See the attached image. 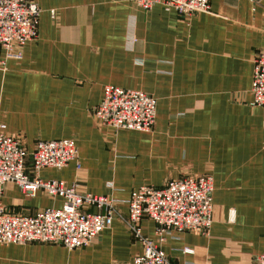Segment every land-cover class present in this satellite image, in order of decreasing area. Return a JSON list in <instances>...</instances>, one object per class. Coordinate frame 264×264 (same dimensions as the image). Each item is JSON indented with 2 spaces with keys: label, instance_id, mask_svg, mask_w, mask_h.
<instances>
[{
  "label": "crops",
  "instance_id": "0c3cea01",
  "mask_svg": "<svg viewBox=\"0 0 264 264\" xmlns=\"http://www.w3.org/2000/svg\"><path fill=\"white\" fill-rule=\"evenodd\" d=\"M37 2L38 39L21 58L0 46V125L30 153L39 141L73 139L81 168L72 162L40 177L112 198L119 216L88 247L0 245V264H133L143 247L125 223L132 193L202 175L214 180L209 234L172 231L163 251L172 264H255L264 253V106L252 104L251 88L264 50V0H210L209 12L188 18L130 0ZM106 86L156 98L153 130L101 124L94 109ZM26 171L32 176L30 159ZM2 202L34 216L62 208L63 198L27 196L9 183ZM141 229L156 238L153 221Z\"/></svg>",
  "mask_w": 264,
  "mask_h": 264
},
{
  "label": "built area",
  "instance_id": "2783aa9c",
  "mask_svg": "<svg viewBox=\"0 0 264 264\" xmlns=\"http://www.w3.org/2000/svg\"><path fill=\"white\" fill-rule=\"evenodd\" d=\"M150 11L161 4L166 11L181 16L209 12L210 0H130ZM41 8L37 0H0V46L9 57L21 58L27 43L39 37ZM52 19L56 11H51ZM253 105L264 106V50L255 58L251 88ZM94 115L103 125L116 130L151 132L156 123L157 100L141 90L106 86L102 102ZM32 162V176L26 171ZM76 162L80 169L79 150L73 139L39 141L30 153L21 138L6 133L0 125V245L31 243L57 244L69 250L90 246L104 231L110 229L118 213V202L107 196L81 195L76 186L63 181H45L40 172L45 168L63 170ZM14 183L27 195L43 190L52 198H63L62 208H47L34 216L10 213L3 205L4 188ZM214 180L211 175L171 180L161 188L142 186L127 202L129 212L125 223L143 252L133 264H172L162 249L172 231L208 235L213 225ZM95 208L96 212L87 208ZM144 219L156 225V238L143 235ZM192 253L191 250H186ZM264 264V253L255 259Z\"/></svg>",
  "mask_w": 264,
  "mask_h": 264
}]
</instances>
